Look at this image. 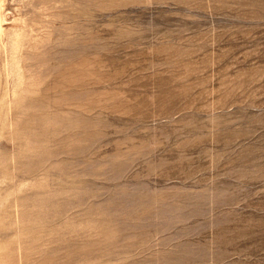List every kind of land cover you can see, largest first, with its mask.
<instances>
[{
    "label": "rangeland",
    "instance_id": "1",
    "mask_svg": "<svg viewBox=\"0 0 264 264\" xmlns=\"http://www.w3.org/2000/svg\"><path fill=\"white\" fill-rule=\"evenodd\" d=\"M0 264H264V0H0Z\"/></svg>",
    "mask_w": 264,
    "mask_h": 264
}]
</instances>
